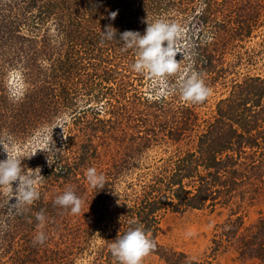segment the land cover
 I'll return each instance as SVG.
<instances>
[{
	"label": "rangeland",
	"instance_id": "1",
	"mask_svg": "<svg viewBox=\"0 0 264 264\" xmlns=\"http://www.w3.org/2000/svg\"><path fill=\"white\" fill-rule=\"evenodd\" d=\"M156 19L180 23L183 43L191 45L181 72L169 78L173 95L158 94L162 86L134 72L136 51L119 41L125 31L143 35L146 21ZM108 26L115 40L103 38ZM232 31L244 37L225 46L216 40ZM207 55L213 69L203 74ZM192 71L212 89L203 104L180 97L181 78ZM251 93L260 95L257 102ZM242 110L264 121V0H0V136L13 138L7 151L22 168H40L44 177L33 205L20 212L0 207V264H119L107 251L115 235L137 227L127 218L130 209L150 192L170 195L166 183L179 159L220 121L233 136L232 115ZM251 135L261 149L243 148L245 166L264 155V122ZM226 155L233 151L219 157ZM6 159L0 146V161ZM89 167L105 176L103 189L89 185ZM198 172L206 175L202 167ZM246 173L234 193L224 176L221 193L200 209L163 206L152 214L157 230L151 224L146 233L156 248L142 264H264L224 236L236 218L243 222L239 234L264 219V167ZM182 185L190 191L194 184ZM68 188L84 201L79 215L54 204ZM7 195L0 190V204ZM41 210L42 245L33 243Z\"/></svg>",
	"mask_w": 264,
	"mask_h": 264
},
{
	"label": "clouds",
	"instance_id": "2",
	"mask_svg": "<svg viewBox=\"0 0 264 264\" xmlns=\"http://www.w3.org/2000/svg\"><path fill=\"white\" fill-rule=\"evenodd\" d=\"M117 15L118 12L113 11L109 18L115 20ZM146 24L143 35L139 32L125 31L120 34L119 41L123 42V50L136 51L137 59L131 65L132 70L162 86L164 91L161 93L158 89V94L173 95L176 85L170 86L169 78L181 72L182 62L188 57L191 48V45L186 47L183 43L185 29L180 23L165 19H156L151 23L146 21ZM102 34L104 39L115 40L116 30L108 26ZM178 54L182 56L180 61L176 59ZM211 92L212 89L206 85L202 74L196 71L181 78L179 94L185 102L193 105L203 104ZM13 143V138L9 134L0 136V146L7 154V159L0 161V190H6L8 193L0 207H4L9 212H20L40 199L36 185L43 181L44 177L40 175V168L25 170L21 166L22 159L8 153L7 147H12ZM48 164L51 166L49 159ZM85 175L93 189L101 190L105 187L106 178L103 174H98L95 167H89ZM13 182H17L15 190L12 187ZM12 200H15V203H11ZM54 204L69 210L72 215H79L84 201L72 188H68L62 195L56 197ZM35 219L41 231H38L33 243L42 245L47 240L42 230L47 217L41 210L36 213ZM110 247L113 257L119 264H142L143 259L155 250L156 244L142 226H137L130 228L123 236H118Z\"/></svg>",
	"mask_w": 264,
	"mask_h": 264
},
{
	"label": "trees",
	"instance_id": "3",
	"mask_svg": "<svg viewBox=\"0 0 264 264\" xmlns=\"http://www.w3.org/2000/svg\"><path fill=\"white\" fill-rule=\"evenodd\" d=\"M253 23L256 24V21ZM243 37V35L235 34L232 31L225 33V35H220L219 37L216 36V40L225 46V43H228L229 39L232 38L233 40V38ZM211 58V55H207V62H205V67H203L205 70L203 71V74L208 70L210 71V68L213 69V59ZM223 71L224 70L222 69V74H224ZM219 73L221 74V71ZM248 81L253 82L255 80L254 78H249ZM251 94L256 97L255 102H257L260 95L258 93ZM243 111L244 110L232 115L233 128L230 129V132L233 136L227 137L224 134V127L221 126L222 122L220 121V125L218 124L220 126L219 128L213 126L211 128L215 130L210 129L201 137L203 139L205 138L206 141L199 139L194 152H188L179 159L177 163L178 169L168 178L166 183V186L170 188V195L169 193H163L164 191L160 192V189L157 191V195H151L154 192H150V194H145V200H143V202H138L135 207L130 209L127 218L131 221L135 220L133 221L134 223H132L134 224L132 227L141 225L145 232H147L149 225L152 224L154 226H151V228L153 227L154 230H157V228H155L157 225V218L155 216L151 218V215L160 211L163 206H170L173 210H178L181 207L200 209L209 199L214 200V196L221 193L219 188H222L223 183H225L224 179H222L224 176H228L232 179L234 193L237 186L243 184L248 179L246 177L247 170L264 167V163H262L264 162L263 153H260V161H252L251 166L244 165L243 159L245 158H242V154L245 153L242 151L243 148L247 147L250 149L255 147L261 149L258 138L251 135V132L257 128L260 122L264 121L258 113H253L252 115L247 116ZM220 119L225 120L227 118L224 115H221ZM229 120L231 121V119ZM77 124H82V121ZM88 127H90V124ZM239 140L245 142L244 147L241 146V143L239 144V142H235ZM232 151L233 156L226 155L224 158L219 157L222 156V154ZM180 164L181 166H179ZM199 167H202L203 171L206 172V175L199 174ZM184 179L194 184L190 187L192 190L185 191V187L182 185ZM146 188H148V186L144 187V192ZM172 199L176 202L175 204L172 203ZM242 226L243 222L240 218L229 221V223H227V233L224 236L227 237L228 242L233 240V244L237 243L241 245L239 248L241 249V254L249 255L254 253L264 260V219L260 220L257 226L254 225L252 228L245 229L243 233L239 234ZM118 230L119 225L114 229L115 234L120 231ZM127 231H120L121 233L119 232V235H115L114 240H116L118 236H123ZM111 255L112 253L110 249L107 251V256L111 257Z\"/></svg>",
	"mask_w": 264,
	"mask_h": 264
}]
</instances>
